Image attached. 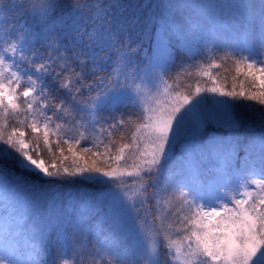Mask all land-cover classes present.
Wrapping results in <instances>:
<instances>
[{"label": "snow or ice", "instance_id": "obj_1", "mask_svg": "<svg viewBox=\"0 0 264 264\" xmlns=\"http://www.w3.org/2000/svg\"><path fill=\"white\" fill-rule=\"evenodd\" d=\"M9 5L33 21L14 36ZM57 6L0 3V264H83L77 234L92 217L120 233L95 228V264H264V133L248 145L198 139L237 127L241 107L264 119V0L227 19L203 0H169L147 47L114 11L121 0ZM229 61L235 75L213 74ZM9 162L102 194L79 206L53 195L41 214Z\"/></svg>", "mask_w": 264, "mask_h": 264}, {"label": "trees", "instance_id": "obj_2", "mask_svg": "<svg viewBox=\"0 0 264 264\" xmlns=\"http://www.w3.org/2000/svg\"><path fill=\"white\" fill-rule=\"evenodd\" d=\"M3 2L4 0H0V3ZM91 2L92 0H80L81 5L86 9L91 5ZM203 2L213 5L214 7L212 8V11L218 17L223 16L225 19H227L230 16H238L244 12L245 9L242 7L243 5H255L256 9L258 10L261 0H203ZM105 3H107V0H105ZM168 3L169 0H121L122 7L119 9H114V11L129 23L135 21L134 24H131L130 34L133 38L137 39L142 36L144 40V46L147 47V34L154 31L156 26L155 21L165 10ZM72 4L73 0H57L58 6L56 16L62 15L66 11H69ZM4 17L5 19L3 21V28L5 31H7L13 25L15 26L13 36L15 35V31L19 30L21 25H24L25 23L29 25L33 24V21L30 17L27 15H21L19 10L13 9L11 5L8 6V11L4 13ZM5 38L7 39L8 37ZM221 41L222 43H235L236 34H225L221 37ZM64 44L67 47H71V39L66 38L64 40ZM36 47H40L39 42L37 43ZM223 51V48H217L218 53H222ZM180 62L181 59L178 57L176 62L177 66H179ZM87 67L85 68V71H87ZM225 69H227V71H225ZM176 70L177 67H174L173 72ZM77 71H80L79 67H77ZM212 72L213 74L220 72L221 75H228L229 77L236 74L235 70L231 67L230 61L223 68L212 69ZM242 78L243 77L241 76L240 79ZM60 96L63 98V92L60 93ZM124 111V109L118 110L117 115ZM238 119L239 125L235 128L228 129L218 126L207 127L199 134V141L205 142L211 137H218L223 139H232L241 145H248L255 138L256 133H264V119L261 118L259 109L252 110L247 107H241L238 109ZM9 123H12L11 119L9 120ZM22 130L26 132L28 131L26 129ZM54 139L55 137H53V140ZM179 151V148H177L175 156L179 155ZM175 156L173 157V160L170 162V164L175 163ZM243 158L244 152L241 151L239 153V159L242 160ZM168 166L169 165H166V168ZM208 166H212L211 161H209ZM6 167L11 173H14L16 176H22L28 182V184L34 187V190L29 192L28 195L32 199L36 210L41 214L46 212L48 200L53 195L59 196V202L64 203L65 205H67L68 202H71L73 206H79L85 201L91 200L102 194L103 186L101 185L88 184L77 180L73 182L60 183L59 185L54 186L51 185L47 179H42L28 172L22 173L14 163L9 162L6 164ZM53 187H56V192L52 191ZM96 227L102 231L103 235H114L117 238L120 237V233L112 224L101 222L100 217L90 218L85 225L83 232L77 234L81 239L86 238L88 243V248H82L80 252L81 258L83 259V264H95V258L90 255V249L98 246L96 245L94 238V230ZM122 242L125 245H129L131 244V239H123Z\"/></svg>", "mask_w": 264, "mask_h": 264}, {"label": "rangeland", "instance_id": "obj_3", "mask_svg": "<svg viewBox=\"0 0 264 264\" xmlns=\"http://www.w3.org/2000/svg\"><path fill=\"white\" fill-rule=\"evenodd\" d=\"M260 134H261V133H256V134H255V138H258ZM255 138H254V139H255ZM252 141H253V140H252ZM252 141H251V142H252Z\"/></svg>", "mask_w": 264, "mask_h": 264}]
</instances>
